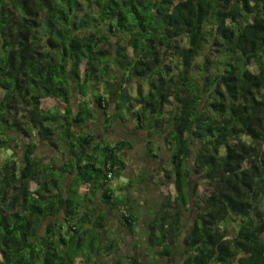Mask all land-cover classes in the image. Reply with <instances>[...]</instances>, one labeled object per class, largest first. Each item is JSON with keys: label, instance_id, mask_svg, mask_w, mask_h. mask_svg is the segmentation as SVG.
<instances>
[{"label": "trees", "instance_id": "1", "mask_svg": "<svg viewBox=\"0 0 264 264\" xmlns=\"http://www.w3.org/2000/svg\"><path fill=\"white\" fill-rule=\"evenodd\" d=\"M96 111L169 152L174 194L142 222L127 186L148 174L111 186L131 142L96 139ZM0 153V264H264V0H0Z\"/></svg>", "mask_w": 264, "mask_h": 264}, {"label": "rangeland", "instance_id": "2", "mask_svg": "<svg viewBox=\"0 0 264 264\" xmlns=\"http://www.w3.org/2000/svg\"><path fill=\"white\" fill-rule=\"evenodd\" d=\"M82 67H83V65H82ZM128 84H130V83H128ZM128 84H126L127 85L126 88L130 91V94H131V97H132V95H135V84H132V83L130 85H128ZM102 88H103V85L100 84L98 86V91H102L101 90ZM113 95H114V93H113ZM86 99L90 100V101L93 100L91 95H88L85 98V100ZM110 99H112V98H110ZM74 100H75V102L72 104L73 107H75L76 101L80 102L83 99L79 95H76ZM90 101L88 102V104H90ZM110 103H111L110 109H112L113 108V102L110 101ZM62 105L63 104L60 101H58L56 99H53V98H43L41 100V107L45 108V109L52 108V107H54V108L57 107L58 108L59 106H62ZM91 106H92V104H91ZM130 116L132 117V114L126 113L125 122L121 123L122 127H120V123H118V126H116V128L119 127L121 130H122V128L125 129L124 131H126L127 136H129L132 139H134L135 144L142 146V145H144V133H145L146 129L145 130L141 129L142 131L134 129L133 128V122L131 121ZM130 127H131V130L129 129ZM93 128L96 129V128H99V127H96V125H94ZM155 141L158 142L162 146V151L160 152V154L157 155V157L150 158V157H147V156L141 157V155H138L141 158H137L138 161H140V162L145 164L146 170L150 172V174L147 176V182L145 183V186H142L144 188H142L143 191L141 192V195H143L142 197L147 198L149 200V202H152V203H153V201L159 200L158 198H160L159 195H158V189L163 191L164 193L174 194L173 188H172L171 185L163 184V181H165L166 179H165V176H164L162 170H160V167L162 165L163 166L166 165V163L168 161V157H169V152L164 147L163 140L155 139ZM50 152H53V151H50ZM1 156H5V154L4 153H0V158H1ZM138 161H136V162H138ZM158 180L162 181V183L161 182L158 183ZM110 183H111V186L114 187V186H116L119 183L122 184V185H125V183H127V182L126 181L123 182L122 176L117 175V176L113 177V179H112V181ZM33 185H34V183H32V186ZM146 186H147V189L145 188ZM125 187H126V185H125ZM205 187L206 186L203 183L200 184L199 192L204 190ZM139 189L141 190V188H139ZM133 192H137V190H134ZM145 194H146V196H145ZM120 195L121 194H119L118 196H120ZM139 199H140L139 200L140 203L143 205L144 202L141 201V197H139ZM98 204H100V202H98ZM184 215H185L184 216V218H185L186 214H184ZM111 217H112V220H111L112 222L110 223L108 229L105 230L104 234H106V235L104 236V238H106V237H109V238L115 237L116 238L117 237L116 239H118V240L120 238L123 239L124 242L123 243L122 242L119 243V245L121 247L120 250H119L121 256L123 254H125V252H131L130 254H132V253L134 254L135 252L137 253L139 248H137V249L132 248L133 247L132 246L133 245V241H135V240L141 241L142 235L141 234L140 235L137 234L136 236H132L131 234H128V232H126L124 229L119 227L117 225V222L115 220H113V219L116 218L113 214H111ZM185 220L189 223V221L191 219L187 217ZM231 232H232V230L229 231V233H231ZM114 242H117V241H114ZM140 245H142V241H141ZM140 253H141L140 255L138 254L139 257L145 259L146 261H148L147 258H145V256L143 255V252L140 251ZM98 256H99V260H100L101 264H103V262L106 263V264H128V261L126 259H124L123 257L118 258V256L115 255L114 253L111 254V255H108V254H104L103 252L102 253L99 252ZM159 263L160 264H181V257L176 254L175 256H173L171 258L169 257V258L160 259ZM146 264H149V263L146 262Z\"/></svg>", "mask_w": 264, "mask_h": 264}, {"label": "crops", "instance_id": "3", "mask_svg": "<svg viewBox=\"0 0 264 264\" xmlns=\"http://www.w3.org/2000/svg\"><path fill=\"white\" fill-rule=\"evenodd\" d=\"M113 105H114V103H113ZM89 108H92L91 104H89ZM110 111L111 112L114 111V106L112 109H110ZM103 119H104V116H102L99 113V111H96L94 113L93 119L90 121V124L86 125L85 128L86 129L87 128L94 129V131L96 132V139H99V140L101 139L102 141L104 140V142L106 144L112 145L119 140H127V141L131 142V148L127 149L122 154V156L124 157L125 163H126L125 171L120 174V176H122V178H123V182L126 181V182L130 183L132 180L135 179L134 177H136L137 175H139V173H142V172L149 175L150 172L146 170L145 164L137 160V158H141L143 156H146L147 152L145 150V144L149 140V137H148L149 131L145 130L144 145L140 146V145L135 144L134 139L127 136L126 131H124L125 129L122 128V130H121L119 127L116 128V126H118V123H120V127H122L121 123H124L125 119L124 120L116 119V121L111 123V124L104 122ZM130 119L133 122V128L137 129L135 127V123H134L131 116H130ZM94 125H96V127H99V128H96V129L93 128ZM129 129L131 130V127ZM137 130L142 131L141 129H137ZM138 155H141V157H139ZM136 161H138V162H136ZM146 182H147V178H146V180H144L143 183L135 181V183H131V185L127 186L129 193L131 194V197L133 199L137 200L136 206L134 208H136V210H139V212H140V214L138 215L139 221L140 220L144 221L147 219V213L142 211V209L145 208L144 204L142 205L139 201L140 200L139 197H141V201L147 200V198L142 197L143 195H141V192L143 191L142 186H145ZM120 183L117 184L116 186H114V188L122 191V190H124V185H122ZM139 188H141V190ZM134 190H137V192H133ZM137 204H138V206H137ZM97 210L98 211H107V207H106V205H104L103 203L100 202V204H98V206H97ZM109 214H110V218L112 220V217H111V214H113L112 210L110 212L108 209L107 215H109ZM113 220L116 221L117 219L115 218Z\"/></svg>", "mask_w": 264, "mask_h": 264}, {"label": "built area", "instance_id": "4", "mask_svg": "<svg viewBox=\"0 0 264 264\" xmlns=\"http://www.w3.org/2000/svg\"><path fill=\"white\" fill-rule=\"evenodd\" d=\"M107 178H112V172L110 169L107 170Z\"/></svg>", "mask_w": 264, "mask_h": 264}]
</instances>
